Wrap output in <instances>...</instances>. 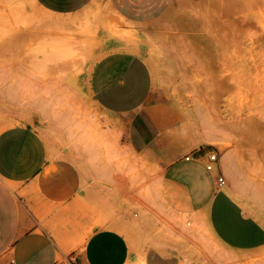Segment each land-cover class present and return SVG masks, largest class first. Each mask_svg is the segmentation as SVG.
<instances>
[{"label":"rangeland","instance_id":"obj_1","mask_svg":"<svg viewBox=\"0 0 264 264\" xmlns=\"http://www.w3.org/2000/svg\"><path fill=\"white\" fill-rule=\"evenodd\" d=\"M96 8V17L56 29L40 24L44 11L30 0L0 1V16L33 32L17 41L1 34L0 115L12 124L0 123V131L26 125L54 151L35 179L17 186L22 227L47 233L67 257L82 248L87 224L77 218L66 223L48 209L72 204L90 218L130 224L148 264H181L182 255L203 264H264V246L242 251L216 240L187 188L166 171L190 152L215 154L212 178L221 177V188L264 224V0H171L158 18L143 23L121 18L108 0H96ZM106 21L143 31L144 62L170 121L162 135L170 156L133 149L126 121L93 100L88 68L95 59L123 51L106 37ZM58 34L79 36L88 49L80 69L65 76L52 71L54 41L43 43L44 35ZM149 59L156 65L154 80ZM199 139L207 144L196 146ZM155 238L167 242L166 252L152 247Z\"/></svg>","mask_w":264,"mask_h":264},{"label":"crops","instance_id":"obj_2","mask_svg":"<svg viewBox=\"0 0 264 264\" xmlns=\"http://www.w3.org/2000/svg\"><path fill=\"white\" fill-rule=\"evenodd\" d=\"M36 1L52 12L70 14L92 0ZM108 2L122 18L143 23L158 18L171 0ZM90 90L99 107L126 121L127 139L133 149L171 155L163 146L162 136L170 124L166 104L162 94L153 88L144 60L124 51L107 54L93 68ZM197 153L190 152L173 164H166L168 177L187 188L190 201L204 212L208 230L220 243L242 251L264 246V224L246 213L221 188L222 183L215 176L212 178L207 155ZM46 159L45 144L32 128L18 125L0 131V264H127L128 242L111 229L93 232L80 250L71 251L67 257L47 233L25 231L16 193L9 185L35 179L44 169ZM144 260L148 264L145 256Z\"/></svg>","mask_w":264,"mask_h":264},{"label":"bare ground","instance_id":"obj_3","mask_svg":"<svg viewBox=\"0 0 264 264\" xmlns=\"http://www.w3.org/2000/svg\"><path fill=\"white\" fill-rule=\"evenodd\" d=\"M0 1H2V0H0ZM30 1L34 5H36L38 8H40L41 10L44 11V14L43 15H39L38 19L40 20V24L42 26L46 27V28L47 27H52V28H56V29H61V28L67 27V26L74 25V24L78 23L79 21L84 20L86 18H90L92 16L96 17L97 8H99V7L96 8V0H92L91 4L85 6L84 8H82L79 11H76V12H73V13H70V14H60V13H55V12H52L50 10H47V9L43 8L42 6H40L37 3L36 0H30ZM110 9L113 10L111 7H110ZM74 13H77V14L73 15ZM115 22L116 21H114L113 23H110L109 21H106L105 24H104L105 34H106V37L109 39V41L113 45H115L116 48L122 49L124 52L130 53L132 55H136V56L140 57L142 60L145 61L146 58H144V56H143L142 42L140 41L143 38V35H142L143 31L140 30L139 27L136 28V27H133V26H123L124 25L123 23H120V24H122V26H119L120 24L116 25ZM116 23H118V22H116ZM1 29H2V33H1ZM64 31H66V30H64ZM80 33H81V30H80L79 34ZM1 34H3V36L4 35L6 36V40L10 39L12 41H17V40L24 39L26 37L30 38L33 35V32L31 30H29L28 32L27 31L23 32L22 29L16 28L15 27V22L13 21V18H11L9 15H5V16H0V37H1ZM65 37L66 36H62L60 34L56 35L53 38H50V36L48 37L47 35L43 36V43L44 44L51 43V41H54V43H55V49H54V52H55V54H54V56H55V68L52 71L53 72H59V73H61L64 76L67 75L71 71L73 72L74 70L80 69V64H82L83 59H85V54L88 51V49H87V47H86V45L84 43V40H82L81 37L74 36L71 39H68V38H65ZM97 58L100 59V55ZM96 63H97V59H95L94 62L92 63V65L88 68L87 72H88L89 76L91 75V73L93 71V68H94ZM148 64H149V67L151 68V71H152V74H153V80H154V78L156 77V74H155L156 73V71H155V69H156L155 62H153V61H151L149 59L148 60ZM57 77H60V76L58 75ZM0 123L1 124H5V123L12 124V121H11L10 117H8V116L0 115ZM180 131L183 134H185L187 132L185 123L181 126ZM50 144L51 143H49L47 141L45 146L48 147L47 153L50 156H52L54 151L52 152V150H53L52 147L53 146H52V144L51 145ZM195 144L198 147L199 146H203L204 144H207V140L199 139V140H197V142ZM62 148H64V147H62ZM57 151L60 152V150H57ZM61 153H62V151H61ZM71 155L73 156V154H71ZM53 159H55L54 156H53ZM67 159H68V156H67ZM48 160H51V158L48 159ZM80 171H81V168H80ZM213 171L216 172L215 169ZM83 174H84V172H83ZM84 181H85L84 178L81 177V187L84 185ZM223 185H224V183H222L221 186H223ZM17 186L18 185H12V184L9 185L11 190L13 192H15V193L19 192L18 191L19 187L17 188ZM109 189H110V192H111V187ZM222 189L225 192H227L224 187H222ZM114 190H113V192H111L112 194L116 193V191L114 192ZM31 191H33V190H30L29 192H31ZM27 192H28V190H27ZM117 192H119V191H117ZM21 194H23V193H21ZM112 194L109 193V195L111 197H112ZM38 196H37V198H38ZM118 197L119 198L121 197L120 193H119ZM35 198H36V195H35ZM114 198H116V197L114 196ZM117 200L121 201V198L117 199ZM40 201L41 200L39 199L37 202H35V201L34 202L37 204ZM45 202H47V201H45ZM45 202L42 205V206H44V208H45ZM122 203L124 204V202H122ZM57 204L50 206L49 209H48V211L54 213L53 215H54L55 218H57V219L60 218V217H61L60 219L66 218V219H68V221L66 223H68L69 221L71 223L72 222L74 223L75 222L74 219H76V218L79 219V221L82 220V224H83V221H85L84 223H86L87 224L86 226L88 227L85 230L86 238L90 234L93 233V229H95V228L111 229V230L119 232L120 234H122L125 237V239L128 242L129 259H128L127 264H145L144 254H142L144 252L141 253V251L143 249L140 250V252H138L139 246H141L140 245L141 244L140 243V239L138 238L134 228L130 224H128V223H126L124 221H120L118 219H114V218H112V220L111 219L109 220L110 217L108 219L106 217H105L106 219H103V218L99 219V217H98V219L94 218V217L90 218L89 215L82 214L83 213L82 207L74 206L72 204L68 205L66 207H63L62 205L59 206ZM120 204L118 202L116 205L118 206ZM47 206H49V204ZM120 206L123 207L122 205H120ZM39 208H40V206H39ZM118 208H119V206H118ZM122 211H124V209H122ZM125 212H127V211H125ZM44 213H46V212L44 211ZM66 219H65V221H66ZM53 220H55V219H53ZM71 220H73V221H71ZM66 223H65V225H66ZM57 224H58V222H57ZM65 225H63V226H65ZM69 225H72V224H69ZM212 236L217 240V238L214 235H212ZM150 244H152V247H154L156 250H158V251H160L162 253L166 252L167 248L169 247V245L167 244L166 241H163L162 239L158 240V238H157V240L155 238V240H153L152 243H150ZM61 253H63V252L61 251ZM64 261H65V259H64ZM180 263L181 264H203L197 258H194L192 256H185V255H182Z\"/></svg>","mask_w":264,"mask_h":264},{"label":"built area","instance_id":"obj_4","mask_svg":"<svg viewBox=\"0 0 264 264\" xmlns=\"http://www.w3.org/2000/svg\"><path fill=\"white\" fill-rule=\"evenodd\" d=\"M207 158H208V165L210 167V164H212V163H214V161H216V155L211 154V155L207 156ZM218 181H219V183H223V179L221 177L218 179Z\"/></svg>","mask_w":264,"mask_h":264}]
</instances>
